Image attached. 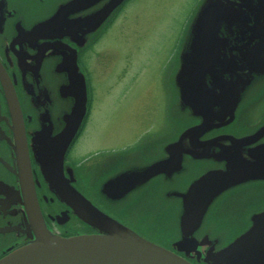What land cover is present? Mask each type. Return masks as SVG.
<instances>
[{
  "label": "flooded vegetation",
  "instance_id": "obj_1",
  "mask_svg": "<svg viewBox=\"0 0 264 264\" xmlns=\"http://www.w3.org/2000/svg\"><path fill=\"white\" fill-rule=\"evenodd\" d=\"M129 1L0 0V259L35 236L28 193L35 198L43 225L54 235L100 233L81 220L72 201L56 187L77 191L109 218L191 264H211L206 261L210 253H219L264 213V117L256 125L246 118L251 102L264 90L239 102L232 121L216 119L207 128L206 119L177 107V58L168 88L169 108L175 105L179 115H170L169 135L105 155L82 173L71 152L83 127L66 152L62 183L47 179L38 160L41 145L62 130V118L73 105L64 94L68 73L58 66L73 55L90 84L83 58ZM236 59L205 60L202 76L208 91L225 89L216 88L212 79L221 82L222 75L235 76L240 64ZM9 90L15 94V108L9 103ZM213 111L220 108L214 106ZM209 174L228 182L206 209L192 216L191 195ZM185 238L196 242L194 251L179 249Z\"/></svg>",
  "mask_w": 264,
  "mask_h": 264
},
{
  "label": "water",
  "instance_id": "obj_2",
  "mask_svg": "<svg viewBox=\"0 0 264 264\" xmlns=\"http://www.w3.org/2000/svg\"><path fill=\"white\" fill-rule=\"evenodd\" d=\"M207 58H239L236 59L240 64L235 68V76L228 75L227 78L222 75L221 82L211 78L216 88H225L221 92H210L203 83L202 72ZM178 61L175 76L177 107L181 111L187 108L191 116L206 119L207 128H211V122L216 119L226 123L232 121L238 103L250 95L257 96L264 88V0H202L185 31ZM58 67L59 71L68 73L69 83L64 94L73 99V105L62 118V130L50 141L42 143L38 158L47 179L55 185L62 183L63 158L82 123L87 102L86 87L73 55L63 58ZM231 88L236 89L235 93L230 92ZM9 91V103L15 108V94ZM214 106H218L220 111L214 112ZM19 114L18 118L22 119ZM20 129L23 137L21 124ZM41 136L40 132L39 138ZM215 177L214 174L205 176L194 196L191 195L192 216L198 215L200 209H206L219 189L228 182V179L220 182V176L216 181ZM56 189L72 201L81 220L100 233L68 238L54 235L43 225L35 198L28 193L27 209L35 236L29 243L0 259V264H191L109 218L77 191ZM254 219L247 232L219 253H210L206 261L211 264H264V213ZM179 249L194 251L196 242L185 238Z\"/></svg>",
  "mask_w": 264,
  "mask_h": 264
},
{
  "label": "rangeland",
  "instance_id": "obj_3",
  "mask_svg": "<svg viewBox=\"0 0 264 264\" xmlns=\"http://www.w3.org/2000/svg\"><path fill=\"white\" fill-rule=\"evenodd\" d=\"M199 2L130 0L83 58L89 71L92 107L71 152L72 160L82 165V173L105 155L172 131L170 115L177 117L179 112L172 105L169 115L168 77ZM248 108L246 118L256 125L264 117V91Z\"/></svg>",
  "mask_w": 264,
  "mask_h": 264
},
{
  "label": "bare ground",
  "instance_id": "obj_4",
  "mask_svg": "<svg viewBox=\"0 0 264 264\" xmlns=\"http://www.w3.org/2000/svg\"><path fill=\"white\" fill-rule=\"evenodd\" d=\"M175 58H177L178 59V54L176 53V56H175ZM90 107H92V104H91V106ZM91 110V109H90ZM90 110H89V113H90ZM168 110H169V115H170V108H168ZM171 118V117H170ZM255 221V219L253 218V222ZM236 240V239H235ZM234 240V241H235ZM234 241H232L231 243H233ZM230 243V244H231Z\"/></svg>",
  "mask_w": 264,
  "mask_h": 264
}]
</instances>
